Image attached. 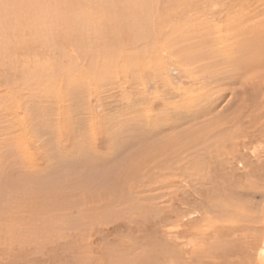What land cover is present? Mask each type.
<instances>
[{"label": "rangeland", "instance_id": "1", "mask_svg": "<svg viewBox=\"0 0 264 264\" xmlns=\"http://www.w3.org/2000/svg\"><path fill=\"white\" fill-rule=\"evenodd\" d=\"M231 14L0 0V264H264V117L215 111Z\"/></svg>", "mask_w": 264, "mask_h": 264}, {"label": "bare ground", "instance_id": "2", "mask_svg": "<svg viewBox=\"0 0 264 264\" xmlns=\"http://www.w3.org/2000/svg\"><path fill=\"white\" fill-rule=\"evenodd\" d=\"M228 3L232 14L227 17V26L219 28L216 32L214 62L217 64L216 67L219 68V71H222L219 76L224 77V65L236 68L239 71L235 74V79L232 77L234 82L232 81L229 85L231 87L229 97L231 98L228 97L226 102V99L221 97L222 100L215 102V111L219 110L218 118H224L238 101L240 107L248 109L246 114L251 118H261L264 117V92L261 91L264 86V0H228ZM234 51L238 52L234 53ZM218 57H220L219 63H217ZM242 96L243 100L252 103H257L258 99L257 109L254 110L252 107L247 108L242 105L240 102ZM218 120L220 121V119ZM236 123L237 121H234V125H237ZM237 149H239V144L236 140L233 143V150ZM243 159L245 160V157ZM247 207L249 208L250 205H247Z\"/></svg>", "mask_w": 264, "mask_h": 264}]
</instances>
